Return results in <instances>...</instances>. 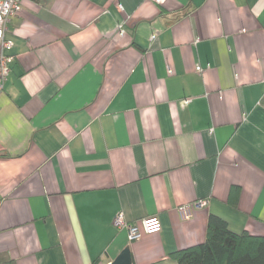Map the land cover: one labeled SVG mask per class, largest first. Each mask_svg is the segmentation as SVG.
<instances>
[{
    "label": "crops",
    "instance_id": "0c3cea01",
    "mask_svg": "<svg viewBox=\"0 0 264 264\" xmlns=\"http://www.w3.org/2000/svg\"><path fill=\"white\" fill-rule=\"evenodd\" d=\"M6 37L0 264H177L210 215L264 236V0H21Z\"/></svg>",
    "mask_w": 264,
    "mask_h": 264
},
{
    "label": "trees",
    "instance_id": "16d2710c",
    "mask_svg": "<svg viewBox=\"0 0 264 264\" xmlns=\"http://www.w3.org/2000/svg\"><path fill=\"white\" fill-rule=\"evenodd\" d=\"M39 1V0H36ZM177 264H264V236L232 232L223 219L210 215L202 243L175 251ZM3 264H14L6 261Z\"/></svg>",
    "mask_w": 264,
    "mask_h": 264
},
{
    "label": "built area",
    "instance_id": "2783aa9c",
    "mask_svg": "<svg viewBox=\"0 0 264 264\" xmlns=\"http://www.w3.org/2000/svg\"><path fill=\"white\" fill-rule=\"evenodd\" d=\"M155 3L162 4L164 0H152ZM21 8V0H0V91L3 89L5 80L8 77L10 72V63L12 57L8 54H5L4 50H9L12 46V41L6 37V31L8 30V24L11 19L16 17ZM119 33H123L124 29L122 25H118ZM154 38V36H151ZM196 71L202 72L203 67L200 65L196 66ZM187 102L186 100L184 101ZM204 201H198L196 205H202ZM180 212L185 217L189 215V206L185 205L180 208ZM113 224L118 228H126L128 231V240L132 241L139 237L141 231L144 232H156L160 228L159 221L156 216L147 217L143 219L138 225H132L127 223L122 213H118L114 219Z\"/></svg>",
    "mask_w": 264,
    "mask_h": 264
},
{
    "label": "water",
    "instance_id": "95a60500",
    "mask_svg": "<svg viewBox=\"0 0 264 264\" xmlns=\"http://www.w3.org/2000/svg\"><path fill=\"white\" fill-rule=\"evenodd\" d=\"M110 264H132L129 247L123 248Z\"/></svg>",
    "mask_w": 264,
    "mask_h": 264
}]
</instances>
